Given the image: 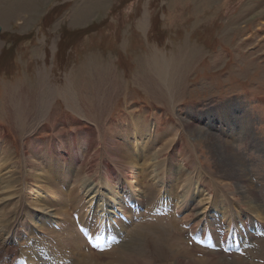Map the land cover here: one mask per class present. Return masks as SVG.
<instances>
[{
    "label": "rangeland",
    "instance_id": "obj_1",
    "mask_svg": "<svg viewBox=\"0 0 264 264\" xmlns=\"http://www.w3.org/2000/svg\"><path fill=\"white\" fill-rule=\"evenodd\" d=\"M154 60L168 63V77L164 79L158 73L160 67L154 65ZM231 115L248 117L243 130L246 140H238L237 150L246 161V180L264 205V0H0V154L4 151L10 155V162L7 159L0 174L2 178L20 179L16 170L23 168L31 146L53 143L56 149L53 154L50 150L48 159L42 158V153L34 160L41 170H46L47 163L54 167L56 174L51 183H58L61 189L66 185L70 190L76 178L84 177L83 171L94 153L93 177L99 174L105 180L106 169H120L107 152L108 137L126 128L133 116L141 118L145 126L151 123L155 137L169 133L158 146L167 139L178 143V149L168 145L164 148L168 151L166 164L172 172L181 166L178 155L185 150L195 159L193 168L199 166L206 178L220 182L227 168L214 154L205 133L211 130L207 124L211 118L222 124L213 131L214 135L223 137L220 127L238 132V126L224 120ZM72 137L77 141L72 142ZM230 141L234 143L235 139ZM60 153L73 162L68 163L71 169L66 179L63 172L67 162L61 161L60 167ZM51 156L54 161L49 159ZM36 177L41 186L40 175ZM17 184L19 189L15 184L13 189L2 192L4 196L13 195L6 200L10 205L22 192L21 180ZM109 190L105 188L106 193ZM82 202L85 218L91 204ZM229 203L234 205L232 200ZM202 207L209 211L207 205H201L199 213ZM129 208L121 212L130 217L133 225L139 219L132 217ZM31 209L36 223L32 226L27 222L23 231L35 234L22 232L24 241H15L20 254L26 252L28 242L39 243L46 238L47 231L40 232L37 227L42 216L51 220L52 227L57 223L53 211ZM116 217L110 214V218ZM205 218L208 217H199L200 223ZM253 221L250 219V225ZM261 222L257 231L264 228V219ZM154 235L141 234L134 248L142 249L147 261H154L157 254V264L170 263L168 252L157 244ZM124 236L125 232L113 241L123 244ZM253 240L254 250H260L261 244L255 242L258 239L253 236ZM58 243L55 237L48 245L60 251ZM204 243H200L201 249L211 245L206 240ZM217 247L215 242L212 249ZM65 250L61 249L63 257ZM250 251L254 256L250 258L264 264V251ZM55 258L51 263L59 264L60 257ZM74 260L69 258L66 263ZM79 261L75 262L84 263ZM153 261L149 264H155ZM230 261L234 262V258L230 257Z\"/></svg>",
    "mask_w": 264,
    "mask_h": 264
},
{
    "label": "bare ground",
    "instance_id": "obj_2",
    "mask_svg": "<svg viewBox=\"0 0 264 264\" xmlns=\"http://www.w3.org/2000/svg\"><path fill=\"white\" fill-rule=\"evenodd\" d=\"M164 62L154 60V65L160 67L157 69L158 73H162L165 79V76L168 77L169 72L166 69L169 66L168 63ZM173 63V66H178V62ZM233 110L235 112V109ZM39 115L41 116V113ZM240 117L235 115L225 117L224 120L230 123H227L228 125L238 126L239 130L238 132L234 128L222 130V127H220L223 134L222 138L213 134V131H216L222 124H217L218 120L211 121V117L207 123L211 130L205 133V139L214 154L221 158L223 168H227V171H222L224 179L220 182L206 178L199 166L193 168L195 159L191 155L187 156L185 150L178 155V158L180 157L178 162L181 166L175 169V172H172L173 169H169L166 164L168 151L165 152L167 149L164 148L168 145L171 148L178 149V143H175L174 139H167L163 146H158L160 140L169 133L161 138L155 137L153 135L155 132L154 126L151 123L145 126L139 117L131 116L127 122V127H122L123 132L120 130L118 134L108 137L107 144L109 148H107V152L119 164L120 169L116 171L106 169L104 172L105 180H102L99 174L93 177L95 172L93 171L95 169L92 170L95 167L94 153L89 161V167L83 171L84 177L82 179L81 177L76 178L77 182L70 190L66 185H63L61 189L58 183H51L56 171L50 163H47L46 170H41L37 166L38 163L36 164L37 161H34L39 159V155L42 153L44 155L42 158L48 159L50 150H53V154L56 145L48 143L49 146L40 147L41 143V145L39 143L38 145L33 144L31 150L29 149L30 151L26 152L27 157L23 159V168L16 170V174L20 175V179L18 177L17 180L14 178L7 180L2 178L3 175H0V264H18L17 257L22 255H24L27 264H53L51 259L55 257V259L60 257L59 264H67L66 261L69 258L75 259L74 263L71 264H79L75 262L79 260L84 262L83 264H131V262L149 264L153 260L149 259L150 261H147L148 257L145 252L142 249L136 248V250L134 248L136 245L133 246L134 241H137L136 239L143 233H149L152 236L153 233L155 234V241L165 248L168 252V258L171 259L170 263L167 262L166 264H261L256 259L250 258V256L254 257L250 250L254 252L264 251V236L257 231L258 225L262 223L261 219H264V205H261L256 198L252 183L246 180V161L237 150L239 141L246 140L243 130L248 124L246 120L248 117L246 119ZM35 118L33 117L34 120ZM173 130L171 132H174ZM231 138L235 139L234 143H231ZM70 140L76 142L77 138L72 137ZM156 147L159 148L156 150ZM80 154L82 155L83 152L80 151ZM9 156L4 151L2 155L0 154V174L6 168L7 159L10 162ZM52 156L55 157L56 155ZM52 156L49 159L54 161ZM57 157L59 158L60 167L63 164L62 162H67L65 163V170L63 169L64 172L62 171L63 174L65 173L64 178L66 179L67 174L70 176L69 169L71 168L68 166L73 162L67 160L65 153H60ZM57 157L55 158L56 161L58 160ZM74 158L77 163L80 162L77 155ZM53 165H56V163ZM80 172H82L81 168ZM36 175H40L39 182L42 187L38 185L39 177H36ZM19 180H21V195L16 199V202L10 205V203H6V200L13 195L4 196L2 192L13 189L15 184L19 189V184H17ZM106 187L110 188L107 193L105 191ZM138 188L141 190H138ZM215 193H218V195L214 196ZM61 194L62 198L60 197ZM214 197L219 203H216ZM82 200L87 204H91L89 214L85 217L87 218L86 221L82 220V210L85 208L83 202L84 206H80ZM231 200L234 205L229 203ZM2 203L6 204L2 205ZM201 205H207L209 211L205 212L206 207H202V213H199V206ZM159 206L162 207L160 209L163 211L156 213V207ZM124 207H130L132 217L136 215L139 220H142L139 223V220L134 221L135 224L131 225L130 217H126L121 212ZM148 207L151 210L146 211V214H144L142 208ZM165 207L168 209L164 210ZM31 208L53 211L57 223L52 227L51 220H45L44 218L48 217L42 216L44 218L38 220L40 224L37 227L40 232L47 231V236H44L46 238L39 243H31L28 242L27 237L28 249L25 253L20 254L14 245L15 241L17 240L19 243L24 241L22 239L25 236L22 232H26L23 230L27 228V222H30L32 226L36 223L35 212ZM107 209L111 212H108ZM172 211L174 215L177 213L180 216L178 220L173 216ZM209 212L215 216L209 217L207 214ZM84 213L86 212L84 211ZM110 214L117 217L110 218ZM148 214L151 216L150 223L144 221ZM206 216L208 218L200 223L201 219L199 220V217L204 218ZM122 218L127 219L128 223H125V220L122 221ZM250 219L254 220L251 225ZM46 221L49 223L48 226ZM183 224L187 225L189 237L197 238L199 232L198 239L189 240L186 236V229L181 226ZM40 225H43L45 229ZM132 226L133 228L129 230V227ZM104 231L108 233V241L101 244L96 238L99 232ZM124 232L123 244H119L118 241L113 244L117 246L110 244L112 240H118ZM26 233L35 234L33 231ZM82 234L86 236L87 240L90 236L96 239L92 245L93 248L85 244L86 242L84 243L85 239ZM253 236L258 239L255 242L261 244L258 251L252 247L253 242L251 240H253ZM55 237L59 238L60 244H58L62 247L61 249L63 250L64 247L68 250L63 252L65 257L61 254V249L60 251L55 250L56 248L53 250V247L48 245L50 240L55 239ZM141 238L143 237L141 236ZM201 239H205L211 245L201 249ZM215 242H218L219 246L216 250L212 249ZM86 249V252L82 251ZM95 250L97 252H94ZM78 256L80 257L78 258ZM156 256L152 258H155V264L159 259L157 254ZM196 256H202L203 259L199 258L197 260ZM230 257L234 258V262L230 261ZM64 258L67 259L63 262L62 259Z\"/></svg>",
    "mask_w": 264,
    "mask_h": 264
}]
</instances>
